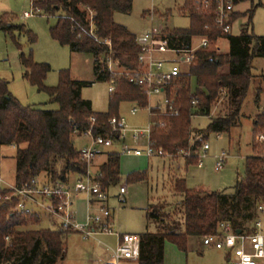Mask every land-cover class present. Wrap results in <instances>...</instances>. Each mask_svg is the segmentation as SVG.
Returning <instances> with one entry per match:
<instances>
[{"label": "trees", "instance_id": "1", "mask_svg": "<svg viewBox=\"0 0 264 264\" xmlns=\"http://www.w3.org/2000/svg\"><path fill=\"white\" fill-rule=\"evenodd\" d=\"M244 0H232L233 6ZM37 12L46 16H58L50 27L54 40L66 45L72 52L90 54L94 58V72L98 80L115 81L116 90L110 95L109 109L96 112L92 102L82 97L83 87L92 83L71 78L68 69L61 70L56 86L48 87L44 80L50 70L47 63H37L31 57L22 56L25 76L40 90H46L56 110L23 105L9 90L7 80L0 77V165L2 150L16 148L15 183L19 187L34 177L44 175L48 182L66 181L69 176H78L86 171L79 148L74 138L90 127L94 116L93 134L112 136L109 120L118 115L123 101L147 105L142 88L131 84L124 75H115L108 68L111 59L120 69L133 70L138 66L140 47L138 36L125 25L115 21L116 13L130 14L133 0H31ZM263 5L262 2L256 6ZM219 0H184L182 10L190 18L188 28L161 30L173 47L190 44L194 37H208L212 42L218 37L228 41V50L216 52L214 48L199 50L196 60L176 82V106L178 115H157V125L152 132L156 149H161L170 158L183 153L186 165L198 164V153L210 133H230L242 125V108L248 95L253 93L254 106L258 113L252 119L253 154L245 161L244 178H237L234 186L223 190L189 188L186 179L172 181L173 190L180 195L174 211L166 204H150L146 209L149 224L155 232L139 234L140 256L136 262L125 264H165V245L175 244L187 251L189 238L220 233V224L228 223L234 232L252 230L257 217V207L264 206V142L257 140L264 134V71L255 74L257 59H264V35H255L250 30L254 7L244 13L233 9L229 23L247 16L239 34L232 28L223 33L215 23ZM252 29V28H251ZM0 30L13 34L28 33L31 43L36 37L22 24L15 22L14 15L0 16ZM110 42V45L107 44ZM225 68V70H221ZM197 81L195 93L191 92V77ZM192 94L197 104H192ZM224 100L225 114L212 116L214 105ZM209 116L211 121L205 129L193 127L192 118ZM165 126H159V121ZM100 166L102 188L108 190L121 180L119 152H108ZM146 176L131 172L127 181L137 183ZM112 216L110 218L111 223ZM40 221L37 215L19 212L15 202H0V264H58L65 259L64 238L70 232L60 229H36L29 227Z\"/></svg>", "mask_w": 264, "mask_h": 264}, {"label": "rangeland", "instance_id": "2", "mask_svg": "<svg viewBox=\"0 0 264 264\" xmlns=\"http://www.w3.org/2000/svg\"><path fill=\"white\" fill-rule=\"evenodd\" d=\"M184 0H133V8L130 14L116 13L114 18L119 24L125 25L134 34L140 35L154 26L162 29L188 28L190 18L182 10ZM262 2L263 5L256 6ZM254 7L250 30L255 35H264V0H244L234 6L236 12L244 13ZM31 0H0V16L9 13L14 15L15 22L25 26L35 35L36 41L31 43L28 33L13 34L0 30V77L7 80L9 90L23 105H33L43 109L56 110L59 105L50 101L46 90H40L25 76L26 68L22 63V56L31 57L34 62L47 63L50 70L44 80L48 87L56 86L59 82L61 70L68 69L70 76L76 80L89 81L92 84L82 88V97L92 102V108L96 112H105L109 109L110 92L109 83L98 80L94 72V58L90 54L72 52L66 45L54 40L50 34V27L56 24L58 16H46L34 12L29 18H24L26 11H32ZM248 17L243 16L234 22L232 33L239 34ZM224 51L228 50L226 43ZM255 74L264 71V59H257ZM222 71L225 68L221 69ZM191 92L195 93L197 81L191 77ZM224 100L217 102L212 109V116L225 114ZM132 102L123 101L118 114L125 117L128 128H142L150 123L149 111L144 108L137 113L131 112ZM242 125L235 127L230 133H210L207 140L210 149L206 157L202 159L203 166L196 164L186 165L183 156L170 158L169 156H155L151 158L124 155L121 158V180L109 190L108 206L112 210L111 227L117 232H130L141 234L145 231L155 232L154 224H149L146 209L149 204H166L171 212L177 208V198L170 186V177L177 175L186 179L189 188H206L209 190L229 189L235 185L237 178H244L246 158L253 154L252 150V119L258 113L254 106L253 93L242 108ZM211 121L209 116H196L192 118L193 127L205 129ZM77 148L89 145L91 139L82 134L74 138ZM126 143L129 146L143 145L130 140L127 135ZM122 143L117 140L111 146L101 145L99 149L111 152H121ZM222 151L227 153V159L220 171L215 170L214 156ZM16 148L5 147L2 150L0 176L8 185L15 182ZM102 159L104 155L102 154ZM101 157V155L99 156ZM99 158L94 160V166ZM173 160V161H172ZM94 170L95 167L93 168ZM144 173L146 179L137 183L127 181L129 172ZM121 186L127 187L126 201L118 196ZM81 195L80 198H83ZM77 210V205L74 207ZM53 223L44 215L32 228L54 229ZM149 225V227H148ZM98 239L112 246L116 243V237L112 235H98L96 238L84 240L78 233L66 234L64 238L65 259L58 264H90L88 260L95 259L96 254L105 253L104 246L98 243ZM226 251V250H225ZM224 250L204 246L201 237H191L187 251L179 249L175 244L167 242L165 246V264H224ZM264 264V261L262 262Z\"/></svg>", "mask_w": 264, "mask_h": 264}, {"label": "built area", "instance_id": "3", "mask_svg": "<svg viewBox=\"0 0 264 264\" xmlns=\"http://www.w3.org/2000/svg\"><path fill=\"white\" fill-rule=\"evenodd\" d=\"M207 3V0H205ZM33 7V6H32ZM234 9L232 0H219L216 10L215 23L223 33L231 31L229 14ZM37 12L26 11L24 18H29ZM140 47L137 57L136 69L128 70L118 68L114 62L108 60V68L115 75H124L131 84L142 88L147 98V105L141 107L135 103L131 112L137 113L146 108L149 111L150 123L142 128H128L125 117L112 116L109 120L112 131L117 133V138L123 140L122 154L134 156H146L148 158L160 156L165 153L156 149L152 141V132L157 125V115H178L176 106V82L196 60L199 50L214 48L216 52H224V44L228 41L218 37L212 42L208 37H194L190 44L173 47L167 37H162L161 30L152 28L137 38ZM110 45V42H107ZM116 90L114 80L109 82V92ZM192 104H197V96L192 94ZM89 121L90 127L84 132L91 142L79 149L81 159L86 164V171L76 176L72 182L57 181L55 183L42 181L39 177L32 178L22 186L8 185L0 176V202L13 203L19 212L30 215L40 213L57 220L60 230L75 232L83 238L93 237L100 234H110L117 237V244L111 248L110 255L103 260V264H125L136 262L140 256V237L131 233L115 232L110 223L112 210L107 204L108 192L102 188L99 170H94V160L100 155L99 146L112 145L115 139L112 136L102 137L93 134L94 116ZM159 126H165L164 121H159ZM133 142L143 143L131 147L126 143L127 135ZM259 142H264V134L257 137ZM210 146L203 143L198 156V166H203L202 159L206 157ZM181 156L189 153L180 154ZM167 156V155H166ZM179 156V155H178ZM227 153L222 151L215 156V170L220 171L227 159ZM127 192L125 186L120 188V195ZM81 195L89 201V213L85 222H79L73 209L74 200ZM207 247L223 249L227 251L226 264H263L264 261V206L257 207V217L252 224V230H244L239 234L234 232L228 223L220 224V233L207 235L202 239Z\"/></svg>", "mask_w": 264, "mask_h": 264}, {"label": "crops", "instance_id": "4", "mask_svg": "<svg viewBox=\"0 0 264 264\" xmlns=\"http://www.w3.org/2000/svg\"><path fill=\"white\" fill-rule=\"evenodd\" d=\"M115 19V18H114ZM153 28H155V29H158V30H163L162 29V27L161 26H159V27H156V26H154ZM148 31V30H147ZM146 32V31H145ZM144 32V33H145ZM144 33H142V34H144ZM141 34V35H142ZM140 35V36H141ZM138 36V35H137ZM12 93V92H11ZM111 94V93H110ZM132 104L134 105L135 104V102H132ZM121 105V104H120ZM132 105V106H133ZM120 107V106H119ZM119 115V114H118ZM117 140H119L121 143H122V145H121V150H122V148H123V144H124V142H123V140H121V139H115V141H117ZM130 140L132 141V139L130 138ZM114 141V142H115ZM127 141V140H126ZM107 146H111V145H106V147ZM131 147H136V146H131ZM120 150V151H121ZM99 151H100V155H101V157H99L98 156V160H97V162L95 163V169L96 170H99V168H100V166L106 161V159H107V156H106V154L108 153V151H106V149L104 150V149H99ZM111 152H115V151H111ZM120 154H121V156H122V153L121 152H119ZM102 154L104 155V159H102ZM125 155V154H124ZM134 156V155H133ZM139 157V156H138ZM141 157H146V156H141ZM122 158V157H121ZM146 158H148V157H146ZM151 158V157H150ZM214 158H215V156H214ZM173 161V160H172ZM198 166V165H197ZM199 167V166H198ZM120 171H121V160H120ZM131 172H136V170H134V171H131ZM131 172H129L128 174H130ZM42 181H45L46 180V177L44 176V175H41L40 177H39ZM69 179H68V181H70V182H72L73 181V179H75L76 178V176H74V175H71V176H69L68 177ZM176 178H184V177H178L177 175H172V177H170V186H171V188H172V190H173V184H172V181H174ZM185 179V178H184ZM5 181V180H4ZM6 183H7V181H5ZM15 183V182H14ZM14 185V184H13ZM122 187V186H121ZM120 187V188H121ZM126 187V186H125ZM188 187V186H187ZM126 189H127V187H126ZM204 189H206V188H204ZM109 190H110V188L107 190V192H108V200H107V204H108V202H109V198H110V196H109ZM206 190H209V189H206ZM174 191V190H173ZM211 191V190H210ZM127 194V192L125 193V194H123V195H120V190H119V193H118V196L120 197V200L121 201H123V202H125L126 201V199H125V195ZM173 194H174V196L177 198V201L176 202H179L180 201V195H178L176 192H173ZM159 202V201H158ZM157 202V203H158ZM154 204H156V203H154ZM77 205V210H75L74 209V207ZM150 205V204H149ZM148 205V206H149ZM73 209H74V211H75V216H76V218H77V220L79 221V222H85L86 221V219H87V216H88V213H89V201H88V199H87V197H83V198H77V199H75L74 200V204H73ZM44 215V217H46L47 219H49L51 222H53V223H50L53 227H54V229H52V230H55V229H60L59 228V224H58V222H57V220H55V219H52V218H50V217H48V216H46L45 214H43V213H40V215H37L38 217H39V219L41 220V217ZM40 222V221H39ZM38 222V223H39ZM148 227H149V225H148ZM42 229H49V228H42ZM115 231V230H114ZM115 232H117V231H115ZM70 233H75V232H70ZM70 233H68V234H70ZM118 233H121L122 234V232H118ZM126 233H128V232H126ZM130 233V232H129ZM131 234H136V235H139V234H137V233H131ZM101 235V234H100ZM102 235H104V234H102ZM106 235H110V234H106ZM96 236H98V235H95V236H93V237H89V238H83L84 240H88V239H90V238H96ZM112 236H115V235H112ZM116 237V236H115ZM190 239V238H189ZM98 243L101 245V246H104V250H105V253L103 254V255H101V254H96V258L95 259H90V260H88L89 261V263L90 264H103V260L104 259H106L109 255H110V250H111V248H114L115 246H116V244H117V237H116V243H115V245L114 246H112V245H110V244H108V243H104L103 241H101V240H99L98 239ZM166 246V245H165ZM211 248H214V247H211ZM216 249V248H215ZM218 250H223V249H218ZM227 257H228V254H227V251H225L224 250V254H223V262H224V264H226V262H227ZM62 261V260H61ZM164 263H165V260H164Z\"/></svg>", "mask_w": 264, "mask_h": 264}, {"label": "water", "instance_id": "5", "mask_svg": "<svg viewBox=\"0 0 264 264\" xmlns=\"http://www.w3.org/2000/svg\"><path fill=\"white\" fill-rule=\"evenodd\" d=\"M238 234L240 233V231L237 232Z\"/></svg>", "mask_w": 264, "mask_h": 264}]
</instances>
